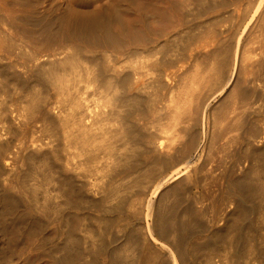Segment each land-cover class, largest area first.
Masks as SVG:
<instances>
[{"label": "bare ground", "instance_id": "1", "mask_svg": "<svg viewBox=\"0 0 264 264\" xmlns=\"http://www.w3.org/2000/svg\"><path fill=\"white\" fill-rule=\"evenodd\" d=\"M195 3L200 12L221 7L222 39L218 47L203 42L202 81L228 78L210 99L204 85L191 91L195 103L177 93L182 102L172 100L170 125L160 130L149 120L153 105L136 91L144 78L119 52L112 64L87 65L97 95L89 100L59 72L89 47L26 39L22 16L0 6V264H264L252 235V213L264 206V0ZM229 84L213 131L211 101Z\"/></svg>", "mask_w": 264, "mask_h": 264}, {"label": "rangeland", "instance_id": "2", "mask_svg": "<svg viewBox=\"0 0 264 264\" xmlns=\"http://www.w3.org/2000/svg\"><path fill=\"white\" fill-rule=\"evenodd\" d=\"M189 2H190V0H0V6L3 7V9H1L2 12L6 10L7 12L5 11L3 13L9 17H14V18L17 17V19L19 20V15L22 16V17H20L19 21H20V23L24 24L25 26L24 25L23 26L26 27V29H27L25 32L26 39H28L27 37H30L33 33L34 35H32V36L34 38L32 36L30 38H32L35 41L39 40L38 42H44L45 39H46L45 41H47V38H48V40H50L51 43L53 42L51 44V46L53 48H54L56 42H58L57 43L58 47L56 45L55 46L56 48H54V49H59V48H66L67 49L70 45L71 46H74L75 44L78 45L77 43H79V42L82 43V44L79 43L80 46L82 45V46H88L89 47V49H90L89 51L83 52L82 62L78 63L79 66L80 67L82 66L83 68L82 67L80 68L78 66V64L76 66L72 65V67H71V64H70L67 67L68 70H67V68H63V69L60 68L59 69V72L61 73V71H62L65 74L66 78L75 80L74 83L76 84V87L78 89H80L82 95L87 96V98L89 97L88 98L89 100L93 99V97H96L97 95L93 92V89H91L93 87L92 81L90 82L88 79H86L87 78V76H86L87 65H89V66H90V64L93 65L94 60L100 61V63H102V64H106V62L110 63L112 61V58H113V51L116 53L119 52L118 54H120V56L122 58L121 63H123L125 65L127 64L125 66V67H127L126 69H128V70L130 69L129 71H131V70L134 71L135 72L134 76H135V74H137V75L141 76V79L144 78V80H141L142 84H143V85L141 84V86H142V87H140L141 90L137 89L136 91L144 99V105H147L149 103L153 105V107H152L153 110L150 113V116H152V118L149 116L150 117L149 120L154 119L155 122H153V124H152V125H154L153 129L160 130V128H165L166 125L167 126L170 125L169 122L171 121V117L169 116V110L168 109L177 100L182 102L183 93L186 92V94H187V95L184 94L186 97L183 96L184 97L183 100L186 99V101H187V99H188V101H189V99H191L193 96L194 98H192V99H194L193 102L195 103V101L198 100L197 97L195 96V93L197 95L198 91H196V92L195 91L191 92V91L194 90L195 88H197L196 85H198V89L199 88L201 89L202 87L204 88V86H205L204 89H205L206 96H208V99H210L211 97H213V95L218 93V91L221 89V87L225 86V80L228 78V75H227L226 79L225 78L222 80H218V79L214 80L213 79L214 82H212L213 80L210 82L209 81L208 82L202 81L203 78L205 79L204 76H207L204 72H207V68H208V66L206 65V63L204 61L205 60V57H204L205 56V49L208 48V46L205 48H203L202 46H206L205 44L212 43V45H216L218 47L220 45V42L222 39V36L220 33L221 32V28H220L221 25L220 24L222 23V21H221V17H220V13H219V12H221V7L216 6L215 9L213 8L212 11L210 10L207 12L206 11L200 12V6H198V4L195 3V0H191V2L190 3ZM187 4H188V6H187ZM188 7L189 8L192 7L194 12L195 13L197 12L195 15L193 14V17H192V15L191 16L185 15L186 14L185 11H187L189 9ZM208 12H209V14H208ZM11 14L13 16H11ZM184 17H186V18H184ZM63 18H64V20H63ZM100 18H101L102 24L99 26L98 25L94 26V21L98 20V19L100 20ZM187 18H189V19H187ZM105 20H106V23H105ZM202 20H204V22ZM212 20L214 21L215 24L212 23L213 22ZM34 21H35V23H34ZM61 21H63V22H61ZM195 21H197V22H195ZM42 22L44 23V25L42 24ZM46 22H47V24H45ZM89 22H91V23H89ZM185 22H186V25H184ZM49 24L51 26H49ZM79 24H80V26H79ZM91 24H93V25H91ZM32 25H33V27H32ZM209 25L212 27L210 28ZM28 26H30V27H28ZM35 26L37 27V29ZM42 26H46V27L42 28ZM87 26H88V29H87ZM204 26H206V28ZM51 27H52V29H51ZM186 27H188V28H186ZM214 27H216V28H214ZM29 28H30L31 33H29L30 32ZM47 28H48V30H47ZM81 28H82V30H81ZM104 28H105V30H104ZM34 29H36V30H34ZM40 29L41 30L45 29V30L41 31ZM74 29L77 31H75ZM85 29H86V31H85ZM96 29H98V30H96ZM184 29H185V31H184ZM213 30L215 33L213 32ZM33 31L34 32L36 31L37 33H34ZM98 31H100V32H98ZM207 32H208V34H207ZM26 33H28V34H26ZM50 33L51 34L53 33V34L51 35ZM87 33L89 36L87 35ZM200 33H202V34H200ZM29 34H31V35H29ZM36 34H39V35H36ZM42 35H44V36H42ZM69 35H70V37H69ZM83 35L85 36V38ZM95 35H97V36H95ZM183 35H185V36H183ZM194 36L196 38H194ZM36 37H39V38H36ZM49 37H51V39H53V40H51ZM54 37H55V39H54ZM43 38H44V40H43ZM167 38H168V40H167ZM200 38H201V40H200ZM40 39L43 41H40ZM186 39H187V41H186ZM209 39H211V40H209ZM64 40H66L67 42H65ZM72 40H75L76 42L75 41L70 42L69 46H68V42L72 41ZM95 40H97V41H95ZM61 41L64 43L61 44L60 43ZM84 43H85V45H83ZM89 43L91 46L89 45ZM193 43H194V46H193ZM168 45H170V47ZM143 46H145V47H143ZM26 47H27V45H26ZM90 47H93L94 50L91 49ZM164 47H165V49H164ZM200 47H202V48H200ZM28 48L30 50L29 46H28ZM96 48H98L99 51ZM112 48H113V50H112ZM148 49H151V50H148ZM69 51H72V47L71 48L69 47ZM108 51L109 52L112 51V52L109 54ZM139 51L142 52L143 54L136 53ZM95 52H97V54ZM198 52H201L202 54H198ZM86 53H88V54H86ZM106 53H107V55H106ZM92 54H93V56H92ZM135 54H136V56H135ZM137 54H138V56H137ZM86 55H89V56H87L88 58L86 57ZM130 55H132V56H130ZM92 58H93V60H92ZM94 58H96V59H94ZM106 58L109 62L106 60ZM131 58H132V60H131ZM144 58H146V61ZM195 58H196V60H195ZM198 58H200V59H198ZM84 59H86V60H84ZM154 61L155 62L158 61L156 66L152 65V62H154ZM202 63H203V66H205V67L202 66ZM110 64H112V62ZM134 67H136L137 69L135 68V70H134ZM140 67H142V68H140ZM143 67H144V70H143ZM153 67L156 69H154ZM199 68H201V69H199ZM202 68H204V69H202ZM76 69H78V70H76ZM173 69H175V70H173ZM153 72H155V74ZM199 72H202V73H199ZM166 73H167V75L165 76ZM78 74L80 75L79 78H78V76H79ZM151 74L154 77H152ZM173 74H175V75H173ZM76 75H77V77H76ZM146 75H147V77H146ZM171 75H172V77H171ZM192 75H193V77H190ZM201 75H203V77ZM160 76H162L161 77L162 81H156V79L159 78ZM194 76H195V78H194ZM181 78L184 79L185 81L182 80ZM149 79H151V80H149ZM177 79H179V80H177ZM194 79H195V81H193V83H192V80H194ZM83 80H84V82H83ZM189 80H190V82H188L186 84V82ZM150 81H151V83H150ZM177 81H178V83H176ZM199 81H201V82H199ZM215 81H216V83H215ZM82 82H83V84H82ZM202 82H203V84H202ZM220 82H221V84H220ZM190 83H192L193 85L191 86ZM86 84H89L90 86H87ZM181 84H185V85L182 86ZM231 85L232 84H229L228 86H226V89H224L221 94L217 95L211 101V106H210L207 114H208V116H214L215 115L214 117L210 118V119L213 118V120L215 121V123H214V121L211 120V124H212L211 129L212 130L214 129L213 131H215V129H216L215 124H218L219 120L221 118L220 117L221 114L217 110V108L218 109L220 108L222 100H224V98H226V96H227L226 94L229 93V91H230ZM199 86H202V87H199ZM148 87H149V89H148ZM183 87H185V88L183 89ZM208 87H209V89H208ZM51 88L52 87H49L50 93L52 92V94H53V92H56V91H54L53 88L52 89ZM83 88H86L88 90L86 91V89H83ZM156 88L159 91H157ZM180 88L182 91L179 90ZM145 89H147V90H145ZM142 90L144 92H142ZM177 90H179V91H177ZM208 90H210L209 91L210 93L207 92ZM173 91H175L176 93H174ZM187 91H189V93ZM84 92L85 93L88 92V93L85 94ZM90 92H92L93 94ZM179 92L182 94V95L180 94L181 96L179 94L177 96V93H179ZM143 93H144V95H143ZM172 93H173V95H171ZM188 94H190V95H188ZM210 94H212V96L209 98ZM188 96H189V98H187ZM237 96L238 95H236L235 97H232V100L230 101V103L232 101L233 102L231 103V105L238 103L239 99H236V98H239V97H237ZM148 97H150V98H148ZM155 97L157 99V100L155 99L156 101L154 100ZM56 99H58L60 101L59 97ZM168 99H169V101H168ZM233 99H235V100H233ZM172 100H174V102ZM220 100H221V102H219ZM153 101H154V103H153ZM164 101L167 103H165ZM235 101H237V102L235 103ZM215 103H216V105H215ZM213 105H214V109L212 107ZM162 109H163V111H162ZM156 110H157V112H156ZM216 110L220 115L216 112ZM153 111H155V112H153ZM210 112L211 113L213 112L212 113L213 115ZM163 114L165 116L168 114V116L165 117ZM216 115H218V116H216ZM156 118H158V119H156ZM207 124H209V123H207ZM213 124H214V126H213ZM155 126H157V128H155ZM208 128L210 129V127L207 126V130H208ZM162 130L164 131V129H161V132H162ZM162 134L166 135L167 132L164 131V132H162ZM208 134H209V131H208ZM207 201H210V200L207 199L205 202H207ZM263 203H264V201H262V205H263ZM255 204H256V207L260 206L261 200L257 199L255 201ZM260 208H262L261 209L262 211L264 210V206H262ZM260 208H258V209L255 208L256 210H254V212L252 213L253 218L255 216L254 214H256L255 220L252 219V221H253L252 223L256 224V225H254V224L252 225L253 226L252 229H255V230H252V235H254L255 240L253 239V241L255 242L254 244H256L255 245L256 249L259 247L257 249V251L258 252L261 251V252H259V254L263 255V256L261 255V259L263 260L264 259V212L259 210ZM257 210L259 211V213ZM209 213L210 212H208L207 216L209 215ZM257 214H260L259 215L260 219H259ZM141 215H142V213H141ZM262 217H263V219H262ZM205 219H206V217H205ZM205 219H204V221H206ZM253 231H255L256 233ZM256 236L258 237V239ZM200 238L204 239L205 237L201 236ZM13 247L15 248V246H13ZM259 262L260 261L257 260V261H255V264H259ZM3 263L7 264L9 262H6V263L3 262ZM23 264H25V263H23Z\"/></svg>", "mask_w": 264, "mask_h": 264}]
</instances>
